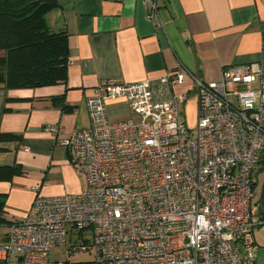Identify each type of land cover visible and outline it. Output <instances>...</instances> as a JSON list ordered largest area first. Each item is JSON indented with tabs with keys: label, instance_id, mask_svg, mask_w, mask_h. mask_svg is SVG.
<instances>
[{
	"label": "built area",
	"instance_id": "1",
	"mask_svg": "<svg viewBox=\"0 0 264 264\" xmlns=\"http://www.w3.org/2000/svg\"><path fill=\"white\" fill-rule=\"evenodd\" d=\"M149 18L155 0H142ZM191 77L197 122L173 87ZM134 118L111 122L108 105ZM89 126L59 145L84 178L78 194L35 198L0 243V261L59 264L52 250L93 264H256L259 177L264 172V69L225 68L204 82L185 69L156 80L103 82L86 99ZM1 218V217H0Z\"/></svg>",
	"mask_w": 264,
	"mask_h": 264
},
{
	"label": "crops",
	"instance_id": "2",
	"mask_svg": "<svg viewBox=\"0 0 264 264\" xmlns=\"http://www.w3.org/2000/svg\"><path fill=\"white\" fill-rule=\"evenodd\" d=\"M149 18L142 0H61L47 15L52 32L69 36L68 79L65 85L37 89L0 88V131L22 135L20 144L3 145L0 166L20 164L23 177L0 183L6 195L0 243L12 223L22 221L35 198L33 187L45 197L78 194L83 176L70 148L59 145L89 126L86 99L103 82L116 84L156 80L169 71L185 69L204 82L220 80L225 68L251 63L264 69V0H155ZM186 96L179 110L197 101L191 77L173 87ZM65 96L73 110L64 113L52 103ZM111 122L131 120L124 102L108 105ZM197 122V121H196ZM188 124V123H187ZM6 162V163H4ZM68 248H56L50 260L59 264H93ZM0 264H19L14 258Z\"/></svg>",
	"mask_w": 264,
	"mask_h": 264
},
{
	"label": "trees",
	"instance_id": "3",
	"mask_svg": "<svg viewBox=\"0 0 264 264\" xmlns=\"http://www.w3.org/2000/svg\"><path fill=\"white\" fill-rule=\"evenodd\" d=\"M61 0H0V88L3 90L37 89L65 85L68 79L69 42L66 32H52L47 15ZM62 112L73 110L65 96L52 99ZM7 110L0 111V119ZM21 134L0 131V153L8 151L5 144H20ZM20 164L0 166V183H11L23 177ZM6 195H0V224Z\"/></svg>",
	"mask_w": 264,
	"mask_h": 264
},
{
	"label": "rangeland",
	"instance_id": "4",
	"mask_svg": "<svg viewBox=\"0 0 264 264\" xmlns=\"http://www.w3.org/2000/svg\"><path fill=\"white\" fill-rule=\"evenodd\" d=\"M186 121L188 123L187 124L188 126H190V127L196 126L197 120L195 119L194 101H191L187 106ZM4 163H6V162H4ZM0 164H3V162ZM263 180H264V172H262L260 174V177H259V182H260L259 189H258L259 193H260V189H261V185L263 183ZM59 196H63V195H59ZM50 197H52V196H50ZM258 197H259V194H258ZM1 225L2 224H0V227H2ZM0 230H1V228H0ZM254 238H255L256 246L258 247L257 248V262H256V264H264V226L263 227L260 226V227L255 228ZM76 253H80L81 255H83V258H86L89 260L92 259V256L89 254L82 253V252H76Z\"/></svg>",
	"mask_w": 264,
	"mask_h": 264
},
{
	"label": "water",
	"instance_id": "5",
	"mask_svg": "<svg viewBox=\"0 0 264 264\" xmlns=\"http://www.w3.org/2000/svg\"><path fill=\"white\" fill-rule=\"evenodd\" d=\"M258 211L261 216L264 218V180L261 185L259 197H258Z\"/></svg>",
	"mask_w": 264,
	"mask_h": 264
}]
</instances>
